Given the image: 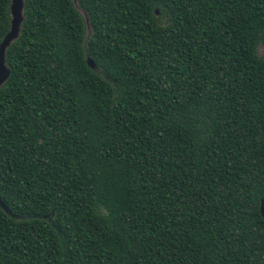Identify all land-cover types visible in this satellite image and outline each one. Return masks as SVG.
I'll return each instance as SVG.
<instances>
[{
	"label": "trees",
	"instance_id": "obj_1",
	"mask_svg": "<svg viewBox=\"0 0 264 264\" xmlns=\"http://www.w3.org/2000/svg\"><path fill=\"white\" fill-rule=\"evenodd\" d=\"M78 4L6 52L0 264H264V0Z\"/></svg>",
	"mask_w": 264,
	"mask_h": 264
},
{
	"label": "water",
	"instance_id": "obj_2",
	"mask_svg": "<svg viewBox=\"0 0 264 264\" xmlns=\"http://www.w3.org/2000/svg\"><path fill=\"white\" fill-rule=\"evenodd\" d=\"M75 3L78 0H74ZM77 5V3H76ZM78 6V5H77ZM24 8L25 0H12L11 3V28L5 38L0 44V88L8 80L11 70L6 64V52L11 44L19 37L21 32L22 23L24 21ZM87 22V21H86ZM90 65L95 68L92 60L89 61ZM0 203L5 207L4 203ZM6 208V207H5ZM7 209V208H6ZM261 213L264 216V196L261 200Z\"/></svg>",
	"mask_w": 264,
	"mask_h": 264
},
{
	"label": "rangeland",
	"instance_id": "obj_3",
	"mask_svg": "<svg viewBox=\"0 0 264 264\" xmlns=\"http://www.w3.org/2000/svg\"><path fill=\"white\" fill-rule=\"evenodd\" d=\"M76 3H77V5L79 6V4H78L77 1H76ZM79 8H80V7H79ZM80 10H81V12L84 14V16H85V18H86V21H87V27H88V32L90 33V32H91V27H90V24H89V18H88V16L86 15V13L84 12L83 9L80 8Z\"/></svg>",
	"mask_w": 264,
	"mask_h": 264
}]
</instances>
